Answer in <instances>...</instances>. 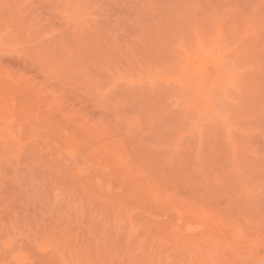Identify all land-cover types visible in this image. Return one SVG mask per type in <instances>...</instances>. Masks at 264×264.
<instances>
[{"label":"rangeland","instance_id":"1","mask_svg":"<svg viewBox=\"0 0 264 264\" xmlns=\"http://www.w3.org/2000/svg\"><path fill=\"white\" fill-rule=\"evenodd\" d=\"M0 264H264V0H0Z\"/></svg>","mask_w":264,"mask_h":264}]
</instances>
